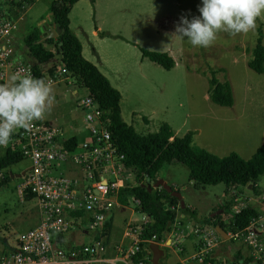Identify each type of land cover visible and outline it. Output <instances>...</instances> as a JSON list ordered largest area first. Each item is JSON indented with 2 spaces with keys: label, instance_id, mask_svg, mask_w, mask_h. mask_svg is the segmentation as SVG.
<instances>
[{
  "label": "rangeland",
  "instance_id": "rangeland-1",
  "mask_svg": "<svg viewBox=\"0 0 264 264\" xmlns=\"http://www.w3.org/2000/svg\"><path fill=\"white\" fill-rule=\"evenodd\" d=\"M36 1L33 5H30L31 2L23 4L19 11L21 20L14 33V39L20 46L21 59L27 63L31 62L23 47V38L33 30L29 26L34 19L48 10L47 0ZM79 2L71 8V27L74 31L80 28L81 33L86 31L84 35L88 36V30L94 23L91 17L94 6L90 0ZM97 4L99 12H104V22L101 24L104 30L100 36L104 39L98 43L99 55L103 67L114 72V80L121 89L119 106L122 121L131 124L135 133L145 135L166 123L176 137L191 132V145L194 147L219 158L234 153L243 160L248 159L264 142V72L256 74L246 67L258 31L260 43L264 46V15L257 19L256 28L247 34L233 37L219 33L212 46L200 48L193 47L186 38L181 40L176 36L175 28L181 16L191 20L200 15L198 6H201L202 0H99ZM9 8L13 9L14 6L10 4ZM13 16L17 18V14ZM138 48L169 53L174 62L173 68L164 70L142 58ZM56 61L58 55L54 52V57L41 69L50 75L48 68ZM211 71L217 81L229 84L233 97L231 107H220L208 101L206 89ZM67 80L68 83L63 81L52 85L55 103L47 117L66 116L69 109L76 108V100L85 96L86 91L75 84L72 76ZM77 112L81 117L78 109ZM140 116L147 122H143ZM67 126L63 125L66 136ZM28 166L26 160H20L9 171L19 175ZM161 172L166 174V182L171 189H179L184 206L194 211L193 219L180 213L178 206L169 209L177 222L178 215L184 216V223H177L174 229L181 234L202 226L212 231L214 227L211 223L204 221L215 216H219L228 230L234 198L241 197L245 205L256 207L264 194V176L256 179L255 192H252L247 187L225 189L222 184L207 186L188 181L187 169L175 162L168 164ZM159 173L157 179L160 178ZM152 183L148 182L149 185ZM18 184L19 179L15 178L0 187V243L13 241L18 233L31 229L37 219L35 200L32 197H19L16 192ZM130 185L133 187L136 183L132 181ZM155 190L162 194L160 188ZM128 217L140 218L127 210L114 214L111 241L120 237L122 222ZM92 235L68 232L62 235V249L66 250L68 245L74 243H87ZM67 237L68 240H65ZM195 240L192 235L181 240L179 252L175 248L160 247L163 256L159 258V264H189L187 259L195 252ZM239 246L229 240L223 243L218 241L214 250L216 259H225V264H228ZM191 264L197 263L193 261ZM217 264H223V261Z\"/></svg>",
  "mask_w": 264,
  "mask_h": 264
},
{
  "label": "built area",
  "instance_id": "built-area-1",
  "mask_svg": "<svg viewBox=\"0 0 264 264\" xmlns=\"http://www.w3.org/2000/svg\"><path fill=\"white\" fill-rule=\"evenodd\" d=\"M18 1L0 0V83L8 82L11 74H31L38 79L40 76L51 85L68 83L71 74L60 65V59L48 68L50 75L39 68L35 74L32 64L21 59L20 46L14 39L21 20L20 10L9 8ZM75 106L83 124L78 137H67L60 128L42 119L34 121L30 129H15L7 147L1 146L16 150L29 164L18 176L16 192L21 198L28 194L35 200L37 224L17 236L14 251L2 256L0 264H149L148 244L156 243L179 252V243L190 235L196 240L195 252L187 259L189 264L193 261L212 264L208 257L213 264L222 261L225 264V259H216L214 250L218 241L228 240L240 245L236 249L240 256L238 264L247 260H250L247 264H264V194L253 207L257 215L244 229L225 232L227 240L207 226L184 234L170 231L158 242L153 236L145 237L149 219L138 210L139 203L127 195L126 204L120 202V192L131 188L133 169L125 166L123 154L111 140L106 123L101 120L102 110L87 93L76 100ZM72 139L76 140L72 143ZM5 174L0 170V181ZM233 202L232 214H238L245 204L241 197ZM126 210L140 218L128 217L119 240L108 244L104 240L107 237L104 225L111 224L114 212ZM71 231L93 235L89 242L74 243L64 250L62 235Z\"/></svg>",
  "mask_w": 264,
  "mask_h": 264
},
{
  "label": "trees",
  "instance_id": "trees-1",
  "mask_svg": "<svg viewBox=\"0 0 264 264\" xmlns=\"http://www.w3.org/2000/svg\"><path fill=\"white\" fill-rule=\"evenodd\" d=\"M77 1L51 0L48 11L52 23L60 29V33L55 39H46L43 43H39L38 31L33 29L23 38V47L27 55L38 64L48 62L54 57V52L57 53L60 56V65L71 74L75 84L83 88L102 110L101 120L106 123L111 140L123 154L125 166L133 169V181L136 183L130 189L122 190L119 199L126 204L124 196L127 195L139 203L138 210L149 219L144 236L147 238L153 236L158 242L170 233L174 223V215L169 209L178 206L176 198L162 189L160 194L158 190L149 192L144 187L149 181L155 182L157 173L163 165L172 162L183 165L187 169L188 181L200 185L222 184L225 189H237L250 185V190L255 192V180L259 176H264V142L246 160L234 153L219 158L192 146L191 132L176 137L172 135L170 127L162 123L156 131L139 135L121 120L118 91L109 85L106 78L91 63L82 58L80 43L69 30L67 15ZM27 2L32 1L19 0L17 4L11 5L22 10L23 4ZM90 2L92 3L93 0ZM138 50L142 58H146L164 70H170L174 66L173 60L165 52H150L141 48ZM250 55L246 67L256 74H262L264 46L260 43V31ZM32 70L38 74V66L32 65ZM39 79L42 77L39 76ZM207 85L206 95L209 102L220 107L233 105L229 84L217 81L212 71ZM142 121L147 122L145 118H142ZM75 140L70 141L73 143ZM20 160L22 159L16 150L10 148L3 150L0 155V170L6 174L0 181V187L9 182L11 174H7V171ZM29 197L28 194L23 196L25 199ZM179 211L194 219V212L186 206L179 208ZM256 215L257 209L246 204L238 214H232L228 230L222 225L219 216L207 218L204 223L210 222L213 227L218 225L225 232H235L244 229L249 220ZM108 227L109 224L106 223L104 232H107ZM239 258V252L235 250L228 264H238ZM207 260L214 263L209 257ZM249 261H243L242 264H247Z\"/></svg>",
  "mask_w": 264,
  "mask_h": 264
},
{
  "label": "clouds",
  "instance_id": "clouds-1",
  "mask_svg": "<svg viewBox=\"0 0 264 264\" xmlns=\"http://www.w3.org/2000/svg\"><path fill=\"white\" fill-rule=\"evenodd\" d=\"M200 15L189 20L181 16L175 32L193 47L212 46L219 33L247 34L264 15V0H202ZM55 103L53 87L43 79L11 74L0 83V146L7 147L17 128L30 129L32 123L50 114Z\"/></svg>",
  "mask_w": 264,
  "mask_h": 264
},
{
  "label": "crops",
  "instance_id": "crops-1",
  "mask_svg": "<svg viewBox=\"0 0 264 264\" xmlns=\"http://www.w3.org/2000/svg\"><path fill=\"white\" fill-rule=\"evenodd\" d=\"M50 1L51 0H47V3L49 4ZM79 1L80 0H78L76 3H78ZM35 2H37V1H35ZM35 2L31 3L30 5H33ZM98 2H99V0H93V2L91 3L94 6L92 14H91V17L93 18L94 23H93V25H91V27L88 30V36L84 35L86 33V31H82V33H81L80 28H77L78 29L77 31H74L72 29V27H71L72 21H71V14H70L71 13V9H70V11H69V13L67 15V17H68V27H69L70 32L77 38V40L80 43L82 58L84 60H86L87 62L91 63L106 78V80L108 81L109 85L112 88H114L115 90L118 91V93L120 95V99H119V103H120V101L122 99V93H121V89L119 88V86L116 84V81L114 80V76H113L114 72L110 71L109 69H105L103 67L101 56L99 55V51H98V46H99L98 43L101 40L104 39L103 37H100V36H102V32L104 30V25H101L104 22V19H103L104 12H101V11L99 12V10L97 8V5H98L97 3ZM79 3H81V2H79ZM42 16H39L38 18L34 19V21L29 26V27H33V29H37L38 36H39V40H38L39 43H43L46 40V39L42 40V38H44L50 32L51 24H52V21H51V18H50V13H49L48 10L45 11L42 14ZM47 48H50V46H47ZM165 53H167V52H165ZM167 54L169 55V53H167ZM58 59H60V56H58ZM171 59H172V57H171ZM29 61L31 62L30 64L38 66V68L40 70H44V69H41V67L44 66L47 63V62H45V63L38 64L33 59H30V58H29ZM100 65L102 66L103 69H101ZM119 110H120V106H119ZM71 115H72V117H71ZM65 117H66V119H65ZM140 117H141V119L144 118L143 116H140ZM120 118L122 120L121 111H120ZM44 121L46 123H48V124H51V125H54V126L60 128L63 132H64L63 125L64 124L68 125L67 126L68 130H66L67 137H71V136L72 137H78L80 135V132L82 131V125H83L82 124V118L79 116L76 108L69 109L67 114H66V116H63L61 114L59 116H57V117H53V116L52 117H47V116H45ZM146 121H147V119H146ZM126 125H128V124H126ZM129 126L132 127L131 124H129ZM64 135H65V132H64ZM172 135L176 136V134H174L173 132H172ZM0 150L3 152L4 148H2L0 146ZM165 167H167V165H163L161 167V169L159 170V172H161ZM159 176L163 180V182H165V184H168L166 182V174L164 172H161V174L159 173ZM15 178H17L16 174H11L10 179H15ZM174 188L176 189V187H172V189H174ZM246 189H248V188H246ZM176 192L179 193L180 192L179 189H176ZM115 213L112 214L111 224H109V229L107 231V237L105 238V241L108 244L115 243L120 238V237L117 236V238L114 239V241H111V238H112V236H111V234H112L111 227H112V225H115V224H113L114 223L113 216H114ZM178 216H179V219H178L179 222H177V220H175V218H174V223H173L172 229H171V231L174 232V233H175L174 229H175L176 224L178 223L179 225H181L182 223H184V221L182 220L184 218V216H182V215H178ZM130 219L131 220H137V219H133V218H130ZM124 223H125V220L122 222V224L124 225ZM36 224H37V219L35 220V224L32 226V228ZM28 230H29V228H28ZM20 233H22V232H20ZM20 233H18V235ZM13 239H14L13 241L12 240L11 241H6V242L2 241V243H0V258L2 256L8 255V254H10V253H12L14 251V248H15V245H16V237L13 238ZM183 250H185V249L183 248ZM175 256L181 258V256H178V255H175ZM220 260L222 261L223 259H220ZM159 263H160V261H159Z\"/></svg>",
  "mask_w": 264,
  "mask_h": 264
},
{
  "label": "water",
  "instance_id": "water-1",
  "mask_svg": "<svg viewBox=\"0 0 264 264\" xmlns=\"http://www.w3.org/2000/svg\"><path fill=\"white\" fill-rule=\"evenodd\" d=\"M59 33H60V29L57 26H55L54 23H52L50 32L44 38H42V40L55 39ZM18 176L19 175L17 174L16 177L18 178ZM144 187L149 192L153 191L154 189L160 188L164 192L169 194L171 197L176 198V200L178 201V208L182 209L184 207L183 201L181 200L179 193L171 189V187L165 184V182H163L162 179L158 178L151 185L145 184ZM246 187L250 188V185H247ZM214 231L217 235H219V237L222 240H227V234L218 225L214 227ZM148 250L150 253L149 264H159V258L163 256V252L160 246L156 243H150L148 244Z\"/></svg>",
  "mask_w": 264,
  "mask_h": 264
}]
</instances>
